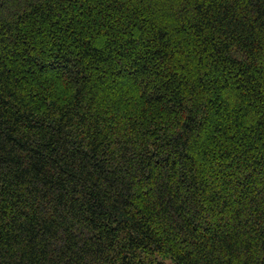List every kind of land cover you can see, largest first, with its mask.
I'll return each instance as SVG.
<instances>
[{"label":"trees","instance_id":"1","mask_svg":"<svg viewBox=\"0 0 264 264\" xmlns=\"http://www.w3.org/2000/svg\"><path fill=\"white\" fill-rule=\"evenodd\" d=\"M0 264H264V0H0Z\"/></svg>","mask_w":264,"mask_h":264}]
</instances>
